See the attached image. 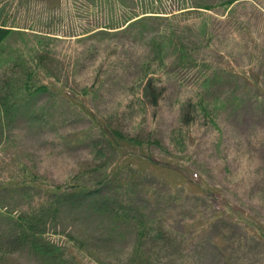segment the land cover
Segmentation results:
<instances>
[{"label":"rangeland","instance_id":"obj_1","mask_svg":"<svg viewBox=\"0 0 264 264\" xmlns=\"http://www.w3.org/2000/svg\"><path fill=\"white\" fill-rule=\"evenodd\" d=\"M222 2L0 0V24L22 32L0 47L3 241L13 235L11 217L37 206L43 193L14 190V182L91 187L118 166L99 124L150 141L147 153L172 163L141 164L149 175L131 189V210L169 232L141 245L128 222L89 202L65 204L45 230L63 251L59 264H264V0ZM135 16L142 23L122 31ZM165 28L176 30L172 39L196 64L179 66L170 52L165 67L143 68ZM38 56L32 82L52 91L30 97L9 79L17 58ZM10 89L15 101L5 98ZM117 196L109 208L118 209ZM1 258L42 264L26 248Z\"/></svg>","mask_w":264,"mask_h":264},{"label":"trees","instance_id":"obj_2","mask_svg":"<svg viewBox=\"0 0 264 264\" xmlns=\"http://www.w3.org/2000/svg\"><path fill=\"white\" fill-rule=\"evenodd\" d=\"M238 1L240 0H226V2H222L221 4L232 5ZM197 8L208 10L209 6L198 5ZM137 18L138 17L135 16L123 20L125 25L122 31L127 32L139 26L143 20H141L142 18ZM12 28L13 27L0 24V47L13 35H20L22 33L20 30ZM113 29L116 28H111L110 26L105 27V30ZM177 36L175 29H163V32L156 37L159 38V40L151 42L147 60L143 64V68H147L150 65H154L158 68L165 67L166 61H168L167 56L170 52L175 54L174 61L179 66L196 64V60L189 53V47L180 42L176 43L172 39L177 38ZM41 64L42 60L40 56L34 57L33 59H22L19 57L17 58L16 64L12 65L13 71L16 73L9 80L13 83H18L20 89L30 97L49 93L52 89L49 88L47 83L34 85L32 82L36 77L35 65ZM7 84L8 82H5V84H2V87L8 88ZM8 91L5 98H11L15 101V92H12L11 89ZM13 91H15V89ZM158 99V95L154 96L153 104H156ZM5 102L6 104L8 103L7 100ZM3 109L5 113H8V105H5ZM94 119L95 118L92 117L93 122ZM95 126H97L98 132L101 134V138L104 137L105 144L111 147L115 153L119 152L117 153L119 154V157L117 156V160H119L118 166H114L109 174L103 176L102 179L94 184L96 187H93L94 185L90 187L80 184H71L70 186H50L48 189H43L36 185L33 186L34 184L20 187L19 185H24L23 182H14V184L17 185L14 190L28 188V190L34 192L41 191L43 193L38 195L39 202L37 206L29 207L24 210L25 212L23 211L19 215L11 217L13 226L11 232L13 235L6 238L7 242L3 241L0 237L1 264L3 263L1 257L5 252H12L18 248L28 249L42 264H59L63 251L54 244L46 241L45 230L47 223L56 218L61 206L65 204L82 205L89 202L99 214L107 216L115 222H128V225L135 231L141 245L146 243L147 238H157L158 240L169 232L168 228L160 222L157 223V220H151V223H148L142 211L138 209L134 211L131 210V202L133 203L131 199V189L136 187V181L138 179L147 178L149 175L146 167H143L141 164L146 163L152 170L153 167L170 168L167 166L172 165V163L160 161L150 153H147V149L150 144H152L148 140L143 142L136 138L125 137L120 131L114 130L110 126L107 127L99 124ZM134 165H136V167ZM175 170L182 172L180 168ZM180 177L182 178L183 176L181 175ZM30 182L34 181L30 179ZM162 183L165 185L167 184L165 182ZM113 196H117L121 202L118 209L109 208L107 205V201ZM226 205L227 204L223 205L224 211L227 212L229 216H239L233 207H228ZM225 206L228 209H226ZM131 212H133L134 215L129 214ZM240 219L243 220L242 217H240ZM152 222L157 223V226L152 224ZM254 230L257 231L256 228ZM150 232L152 233L149 234ZM5 245L7 247L6 251H4ZM137 250L136 248L135 251L137 252Z\"/></svg>","mask_w":264,"mask_h":264}]
</instances>
